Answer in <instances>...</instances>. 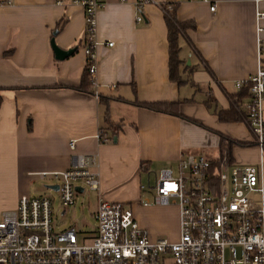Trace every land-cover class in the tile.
<instances>
[{"label":"crops","instance_id":"1","mask_svg":"<svg viewBox=\"0 0 264 264\" xmlns=\"http://www.w3.org/2000/svg\"><path fill=\"white\" fill-rule=\"evenodd\" d=\"M75 1L12 0L0 6V217L16 210L24 196L34 197L33 185L50 179L42 173L68 170L74 155L83 154L96 158L98 199L134 202L141 228L177 241L179 213L171 229L165 203L156 198L139 205L153 186L150 169L177 173L189 156L216 163L227 148L231 165L263 168L264 179V151L243 111L249 94L239 99L245 87H236L260 66L255 2L153 0L158 5L140 11L138 0H104L97 14L96 99L93 87L79 91L86 23L84 7ZM167 5L175 6L179 22L194 26L180 40L182 84L169 77ZM53 40L61 50L76 52L58 61ZM157 102L178 103L181 117L138 105ZM100 131L106 142L97 139Z\"/></svg>","mask_w":264,"mask_h":264},{"label":"built area","instance_id":"2","mask_svg":"<svg viewBox=\"0 0 264 264\" xmlns=\"http://www.w3.org/2000/svg\"><path fill=\"white\" fill-rule=\"evenodd\" d=\"M254 2L260 66L255 76L236 87H248L249 100L243 111L257 146L264 151V0ZM74 3L85 10V66L93 95L99 99L95 80L100 45L97 14L105 3ZM10 4L12 0H0V6ZM152 4L158 5L153 0L137 1L140 11ZM137 19L143 21L140 15ZM97 139L106 142L103 131L98 132ZM69 145L74 151L76 142L71 140ZM225 150L216 163L204 155L180 160L176 174L160 171L156 184L145 187L155 191L158 203L173 201L179 205L180 236L175 243L162 238L151 242L131 208L101 195L93 214L96 232L80 243L74 227L54 230L53 201L46 196H24L16 210L3 212L0 217V264H264L263 168L231 165ZM74 158L68 170L41 174L59 187L63 212L75 206L77 195L86 189L100 192L99 175L93 170L96 158L83 154Z\"/></svg>","mask_w":264,"mask_h":264},{"label":"rangeland","instance_id":"3","mask_svg":"<svg viewBox=\"0 0 264 264\" xmlns=\"http://www.w3.org/2000/svg\"><path fill=\"white\" fill-rule=\"evenodd\" d=\"M162 170V167L158 166V168L150 169L149 172L151 174L150 176V183L152 185H155V174H159V172ZM176 174V173H175ZM148 172L145 171L143 176V183L148 184ZM54 182H52L51 179L46 180H38L35 185H33V191L32 195L34 197L39 196H46L51 201H53V227L56 231H61L66 228H70V225L74 226L76 230H78L80 236H79V242H83L85 238H90L94 236L95 234V220L93 217V213L96 212L98 207V194L96 192H93L91 190L86 189L84 194H78L76 197V205L69 208L66 211V214L61 215L63 209L62 203L59 198V193L57 191H53L49 189L47 186H53ZM146 197V198H145ZM143 200L141 204H139L142 208L144 207V202L149 200V205L155 203L156 201V193L155 191H147L145 190L143 193ZM149 198V199H148ZM145 200V201H144ZM132 204V205H131ZM129 203L127 206L128 208L132 209V206L135 207L134 202ZM164 208L167 210L168 215L167 219H165L166 225L168 227H171V229H174V223H175V216L174 212L179 213V224H180V216L181 211L179 209V205L173 201H170L168 204H165ZM162 239H167V241L171 243H175V241L169 240L168 237L161 236ZM160 238H154L151 235L149 236V239L151 242H156L157 240H160Z\"/></svg>","mask_w":264,"mask_h":264},{"label":"trees","instance_id":"4","mask_svg":"<svg viewBox=\"0 0 264 264\" xmlns=\"http://www.w3.org/2000/svg\"><path fill=\"white\" fill-rule=\"evenodd\" d=\"M171 7V9H170ZM165 11V21L167 26V33H168V41H169V63H170V70H169V77L172 81L182 84V77H181V67L183 62L180 59V54L182 52V47H180V40L183 37V33L186 29L193 27L192 23L189 22H179L178 18L176 17V11L174 5H167L163 6ZM82 84L79 88V91L84 92H91L92 90V82L89 77V72L87 66L82 74ZM243 93L239 94V99L244 98L246 95L249 94L247 90V86H244ZM3 99L0 96V106L2 104ZM140 107L148 108L152 111H158L161 113H165L168 115H174L181 117L179 113L178 103H140L138 104ZM227 113L220 112V119L226 120Z\"/></svg>","mask_w":264,"mask_h":264},{"label":"water","instance_id":"5","mask_svg":"<svg viewBox=\"0 0 264 264\" xmlns=\"http://www.w3.org/2000/svg\"><path fill=\"white\" fill-rule=\"evenodd\" d=\"M51 47L53 52L55 53V57L58 61H64V59H66L67 57L73 55L76 51L74 49H70V50H61L55 43V41L53 40L51 43ZM49 189L51 190H55L57 191L59 189V187L57 185L54 186H48ZM81 191V189H80Z\"/></svg>","mask_w":264,"mask_h":264}]
</instances>
